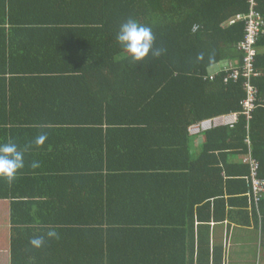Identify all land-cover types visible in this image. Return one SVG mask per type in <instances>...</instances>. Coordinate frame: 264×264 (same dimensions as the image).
Wrapping results in <instances>:
<instances>
[{"label":"trees","instance_id":"trees-1","mask_svg":"<svg viewBox=\"0 0 264 264\" xmlns=\"http://www.w3.org/2000/svg\"><path fill=\"white\" fill-rule=\"evenodd\" d=\"M253 8L262 18L252 78L258 92L247 111L246 78L228 75L245 67L240 46ZM129 18L152 29L159 57L131 61L116 40ZM0 31L22 42L13 39L0 55V144L14 142L25 155L40 145L29 144L28 134L40 136L49 126L56 132L51 149L29 163L37 180L54 181L57 219L47 218L51 204L17 195L12 264H100L105 251L110 264H224L223 247L212 249L206 231L227 220L252 228L256 239L259 233L264 248V190L256 200L245 160L252 152L264 183V0L254 7L251 0H0ZM232 113L234 123L191 132ZM95 133H111L119 148L101 155L104 167L114 166L110 175L92 180L128 185L121 207L127 213L89 219V208L74 200L63 219V192L96 172L60 167L80 152V142H90L61 137ZM197 134L204 141L195 149ZM169 213L183 220L171 221ZM197 229L199 249L187 252V239L197 235L188 230ZM110 234L116 244L107 247ZM38 238L39 247L32 244Z\"/></svg>","mask_w":264,"mask_h":264},{"label":"crops","instance_id":"crops-1","mask_svg":"<svg viewBox=\"0 0 264 264\" xmlns=\"http://www.w3.org/2000/svg\"><path fill=\"white\" fill-rule=\"evenodd\" d=\"M5 26V25H4ZM3 26V27H4ZM17 31V30H16ZM11 33V32H10ZM22 37V36H21ZM25 38V37H24ZM18 39V36L11 37L9 32L0 31V55H2V50L5 51L8 44L14 46L15 42ZM19 45L22 42L16 41ZM255 85V84H254ZM21 87V85H19ZM111 133H95L90 136H62L61 138H65V140H71L72 138H78L79 140H87L90 142H80L79 144V153L68 154L66 158L59 165L70 168L72 165H87L89 167H93L95 170V176L91 175V178L87 179L81 176V179L78 180L79 185L75 189V191L71 192L69 195L63 192L62 198V206L60 207V213L63 219L70 218V208H67V204H70L72 201H78V204L85 205L89 208V212L86 213V216L91 219V217L97 218H109L110 220L116 219L118 215L122 212V214H126L127 211H121L122 202L124 200H128L127 195L130 191L127 190L128 185L124 186L120 181L110 179L109 181H103L101 179H93L95 177H104L105 175H110L109 167H104L102 165L101 155L103 151L107 148H119V146L115 142H110ZM42 135H45L47 138L43 144L39 145V148H33L29 153H25L24 157V168L19 170L17 177L15 180L9 182L8 180L0 179V264H12V254H11V227H13L14 209L11 211L12 206L16 203L15 197L20 195L21 193H26L24 201L33 200V201H42L44 204H51V209L47 210V218L50 220L57 219L54 215L55 212H58V202L55 201V183L54 181H39L35 178V171L37 169L31 167L29 161L30 157L40 159L42 158V151L46 152L51 149L52 144L56 140V132L53 131V128L49 126L46 132ZM41 136V135H40ZM39 136L27 135L26 139L30 144V140H37ZM128 139L130 138L127 136ZM127 137H123L126 138ZM116 138V137H115ZM27 141V140H26ZM117 141V140H116ZM204 141V136L197 134V137L193 136V145L195 149H198L201 143ZM28 145V143H27ZM28 147H30L28 145ZM32 149V148H30ZM131 153V152H130ZM50 157V156H49ZM98 161V162H96ZM88 173V172H84ZM92 173V172H91ZM107 177V176H106ZM44 188V190H41ZM43 196L34 197L36 195ZM126 198V199H125ZM104 203V209L101 206H97V204ZM57 203V204H56ZM69 207V206H68ZM57 210V211H56ZM54 211V212H52ZM5 214H11L10 217L5 216ZM170 220H183L180 215H174L169 213ZM166 217V215H165ZM168 217V216H167ZM78 218H82L79 216ZM8 223V227H6ZM45 225H52V223H45ZM239 224L231 222L227 220L223 223L214 224L212 222V227L208 234V242H210L209 246L214 249L216 247H223L225 252V260L224 264H245L242 260L241 254L247 255L249 257L250 264H264V258L257 260L255 257L256 251V231L249 227H243ZM198 226V223H197ZM198 228V227H197ZM191 234H197L194 240L187 239L191 238L189 233L186 242V250L187 252L193 250V248L198 251L199 249V235L198 229L196 232H192V230H188ZM111 234L108 238V245L115 246L116 244L111 240ZM124 244V242H122ZM144 245V244H143ZM131 246V245H126ZM103 255H109V252L105 251L101 253L100 256V264H110V262L103 257ZM41 257L38 256V258ZM46 257V256H43ZM262 258V257H261ZM43 259V258H41ZM256 259V261H255ZM49 262L46 261V264ZM57 264V263H52ZM174 264H183V263H174ZM186 264V263H184Z\"/></svg>","mask_w":264,"mask_h":264},{"label":"clouds","instance_id":"clouds-1","mask_svg":"<svg viewBox=\"0 0 264 264\" xmlns=\"http://www.w3.org/2000/svg\"><path fill=\"white\" fill-rule=\"evenodd\" d=\"M116 40L130 54L133 62L142 63L149 55L159 57L161 49L154 48V34L150 27L138 23L135 19L129 18L120 25ZM45 135L37 138L36 143L43 144ZM24 155L14 142L0 144V178L9 182L16 179L19 170L24 168ZM38 165L34 164L33 167ZM49 235H55L49 233ZM41 239H33L32 244L39 247Z\"/></svg>","mask_w":264,"mask_h":264},{"label":"built area","instance_id":"built-area-1","mask_svg":"<svg viewBox=\"0 0 264 264\" xmlns=\"http://www.w3.org/2000/svg\"><path fill=\"white\" fill-rule=\"evenodd\" d=\"M251 3L253 7L256 5V0H251ZM248 24H247V33L246 36L241 44V49L245 51V67L242 71L235 69L232 73L228 75L229 78H233L235 80H239L241 76H244L246 78L244 87L248 93L247 99H245L242 104L243 107L250 111L253 108L256 107V100H257V92L258 88L252 83L253 76L258 75V71L255 68V60H256V50L254 48L255 44V36L257 34L259 25L262 23L261 15L258 11H256L254 8L250 12L249 15H247ZM227 66L229 64H226ZM230 70V68L228 69ZM237 120V114L232 113L229 115H222L218 116L214 119H209L205 121L202 126L196 125L191 128V132L198 133L202 128H211L212 126H218L223 124H230L234 123ZM247 161L250 162L252 167V175L254 180V195L256 196V200H259L258 194H262L264 190V183L260 179H257V170L259 167V162L256 158L253 157L252 152L249 154L248 157H246Z\"/></svg>","mask_w":264,"mask_h":264},{"label":"rangeland","instance_id":"rangeland-1","mask_svg":"<svg viewBox=\"0 0 264 264\" xmlns=\"http://www.w3.org/2000/svg\"><path fill=\"white\" fill-rule=\"evenodd\" d=\"M257 243H256V259H257V254L260 255V258L259 259H263V256H264V248L261 246L260 244V236H259V233H257ZM242 257H241V260L245 263V264H250L249 263V257L247 255H244V254H241ZM262 257V258H261ZM255 259V261H256Z\"/></svg>","mask_w":264,"mask_h":264}]
</instances>
